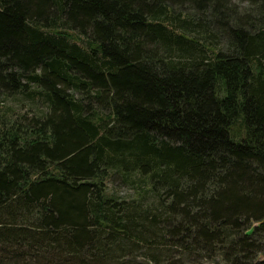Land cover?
<instances>
[{
	"label": "trees",
	"instance_id": "1",
	"mask_svg": "<svg viewBox=\"0 0 264 264\" xmlns=\"http://www.w3.org/2000/svg\"><path fill=\"white\" fill-rule=\"evenodd\" d=\"M139 252L264 264V0H0V264Z\"/></svg>",
	"mask_w": 264,
	"mask_h": 264
},
{
	"label": "rangeland",
	"instance_id": "2",
	"mask_svg": "<svg viewBox=\"0 0 264 264\" xmlns=\"http://www.w3.org/2000/svg\"><path fill=\"white\" fill-rule=\"evenodd\" d=\"M236 2V1H235ZM238 2V1H237ZM241 7H246V3L240 4ZM5 104L2 106L4 107H15L16 109L22 110V111H27L32 104L30 100L27 98L21 97L20 99L18 98H9L6 101H4ZM113 188L116 190V192L121 195V196H126V197H135L137 194V190L130 185L126 184L125 182L121 180H116L113 184ZM143 252H139L137 254L138 258L135 261L136 264H149L145 259L140 257V254ZM199 264H213L212 259H203Z\"/></svg>",
	"mask_w": 264,
	"mask_h": 264
}]
</instances>
